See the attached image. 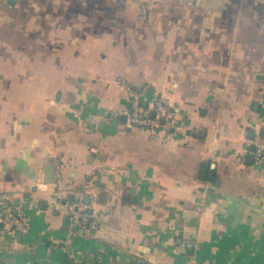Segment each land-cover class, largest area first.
Wrapping results in <instances>:
<instances>
[{
    "label": "crops",
    "instance_id": "1",
    "mask_svg": "<svg viewBox=\"0 0 264 264\" xmlns=\"http://www.w3.org/2000/svg\"><path fill=\"white\" fill-rule=\"evenodd\" d=\"M257 74L264 0H0V212L28 218L0 264H264ZM125 83L172 102L176 139L121 122ZM83 190L94 233L57 205Z\"/></svg>",
    "mask_w": 264,
    "mask_h": 264
},
{
    "label": "built area",
    "instance_id": "2",
    "mask_svg": "<svg viewBox=\"0 0 264 264\" xmlns=\"http://www.w3.org/2000/svg\"><path fill=\"white\" fill-rule=\"evenodd\" d=\"M151 8L141 2L138 8L137 21L139 24H145L149 20ZM124 93L129 100L128 110L119 114L126 118L125 126L129 129L144 130L153 135L162 136L165 139L173 141L180 132V126L177 114L172 102L166 97H158L152 102H147L146 95L148 87L141 89L125 83L123 85ZM247 149L255 148L251 154L256 160L264 162V138L257 131L253 139L246 140ZM54 163L61 169V163L58 160H47L44 165ZM37 187L46 190L50 185L44 181L38 182ZM96 196L92 192L81 191L73 200H68L65 196H57V205L60 209L68 212L70 224L77 230L88 232H97L101 223L96 212ZM0 225L2 229L12 236L18 233H25L28 229V218L23 211L14 212L6 207L0 212Z\"/></svg>",
    "mask_w": 264,
    "mask_h": 264
},
{
    "label": "water",
    "instance_id": "3",
    "mask_svg": "<svg viewBox=\"0 0 264 264\" xmlns=\"http://www.w3.org/2000/svg\"><path fill=\"white\" fill-rule=\"evenodd\" d=\"M255 80L258 81V82H264V75L263 74H257L256 77H255ZM62 95H63L62 91L59 90L58 93H57V96H56V101L57 102H60V100L62 98ZM121 122L122 123H126V118L124 116H122ZM260 136L262 138H264V132H261ZM252 138H254V137H252ZM250 151H252V152L255 151V148L251 147ZM206 167L207 166H205V168H204L205 171L208 170ZM55 172H56V167L55 166L52 165V166H48L47 167V177H46V179H44L46 184H53L54 183ZM210 174L213 175V172H210ZM208 178L211 179V176H209ZM16 206L18 207V202L16 203ZM15 212H17V211H15ZM73 229L77 230V228H73ZM17 236L20 237L21 233H18Z\"/></svg>",
    "mask_w": 264,
    "mask_h": 264
},
{
    "label": "trees",
    "instance_id": "4",
    "mask_svg": "<svg viewBox=\"0 0 264 264\" xmlns=\"http://www.w3.org/2000/svg\"><path fill=\"white\" fill-rule=\"evenodd\" d=\"M136 88V87H135ZM127 130V129H126Z\"/></svg>",
    "mask_w": 264,
    "mask_h": 264
}]
</instances>
